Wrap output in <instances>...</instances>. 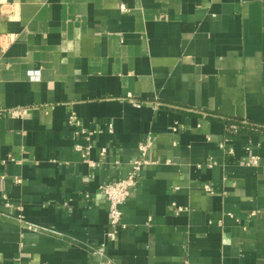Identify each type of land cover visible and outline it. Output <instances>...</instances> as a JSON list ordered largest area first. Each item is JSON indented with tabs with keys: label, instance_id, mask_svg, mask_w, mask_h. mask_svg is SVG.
Returning a JSON list of instances; mask_svg holds the SVG:
<instances>
[{
	"label": "crops",
	"instance_id": "1",
	"mask_svg": "<svg viewBox=\"0 0 264 264\" xmlns=\"http://www.w3.org/2000/svg\"><path fill=\"white\" fill-rule=\"evenodd\" d=\"M15 108L0 264H264V0H0ZM148 141L110 239L102 187Z\"/></svg>",
	"mask_w": 264,
	"mask_h": 264
},
{
	"label": "built area",
	"instance_id": "2",
	"mask_svg": "<svg viewBox=\"0 0 264 264\" xmlns=\"http://www.w3.org/2000/svg\"><path fill=\"white\" fill-rule=\"evenodd\" d=\"M39 74L38 71L30 72L31 78H35ZM135 106H139L138 103L134 102ZM28 108H15L10 110H2L0 114L9 115L12 118H24L30 113ZM74 119V118H72ZM229 132L237 133L239 128L237 126H231L227 129ZM151 142L148 141L146 144L140 146V156L141 159L134 163V166L129 173V175L122 180H119L115 183L107 184L102 187L104 196L106 197L109 203V230L107 235L110 239H116L120 233V230L125 229L123 224V214L121 207L128 201L131 196L132 189L136 186L138 182V176L143 168L152 165V162L148 159V152L151 147ZM79 149V147H78ZM88 155V153H86ZM250 162H248L249 164ZM251 164L257 166L259 164V157H252ZM208 191V188H206ZM29 230L38 231L34 226H28ZM104 252L98 253V256L103 257ZM109 264V263H107Z\"/></svg>",
	"mask_w": 264,
	"mask_h": 264
},
{
	"label": "trees",
	"instance_id": "3",
	"mask_svg": "<svg viewBox=\"0 0 264 264\" xmlns=\"http://www.w3.org/2000/svg\"><path fill=\"white\" fill-rule=\"evenodd\" d=\"M231 126H237L239 128V131H241L242 128L245 127L246 125L243 122H241V123H234V124H228V128L231 127Z\"/></svg>",
	"mask_w": 264,
	"mask_h": 264
}]
</instances>
